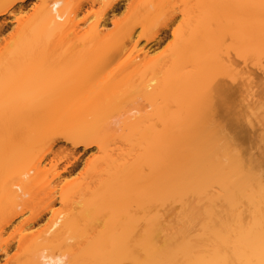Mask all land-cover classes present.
Segmentation results:
<instances>
[{"label":"bare ground","instance_id":"obj_1","mask_svg":"<svg viewBox=\"0 0 264 264\" xmlns=\"http://www.w3.org/2000/svg\"><path fill=\"white\" fill-rule=\"evenodd\" d=\"M24 1L0 0V16ZM38 1L36 26L31 27V57L42 56V65L20 77L0 74V141L10 144L13 164L27 162L10 175H15V180L5 178L0 183V206L8 210L0 226V238L4 226L18 222L19 226L14 227L18 243L39 239V249L45 243L62 240L65 233L80 238L86 230L93 229L92 222L100 221L101 232L95 239H85L87 244L70 264H264V183L258 177L264 154L261 161L252 158L244 162L240 148H236L237 120L230 117L225 123V117H218L231 92L230 83L219 79L206 92L198 87L205 83L210 68L225 75L232 73L220 55L219 34L232 24L223 20L221 26V18L228 17L224 0H182L184 23L173 31L177 44L160 58L153 56L158 48V29L151 36L153 41L142 46L139 41L132 43L135 21L116 24L113 33L106 32L110 16L122 12V0H97L102 9L90 24L89 18L77 19L88 0ZM210 5L214 9L207 11ZM244 11L250 19L237 33L246 35L244 43L250 42L251 49L257 51L255 37L264 42V6L251 0ZM138 23L143 34L152 33L142 21ZM202 33L204 39L200 37ZM39 40L46 41L45 48H40ZM126 40L131 43L129 47ZM238 50L242 51L240 47ZM66 58L73 59V63H67ZM121 59V64L109 69ZM133 76L140 79L134 90L151 108L144 114L139 113L140 106L127 104L125 108L122 103L126 95L119 96V88ZM19 80L24 84L15 88ZM192 97L195 99L190 103ZM169 102L176 105V112H172ZM103 115L108 125L125 117L121 120L129 132L145 140L140 153L113 166L97 182L91 199L78 203L82 214L75 212L63 218L62 212H54L55 201L51 200L42 209L51 213L45 224L22 219L25 208H21L19 199L30 186L37 181L46 184L50 200L65 177L48 180V176L55 178L54 174H58L53 172L56 168L49 158L55 155L54 143L67 132H76L69 138L75 145L98 143L104 134ZM89 121L94 124L84 127L83 123ZM156 123L161 129L156 128ZM79 126L82 128L78 131ZM34 149H40L39 155L26 161L27 152ZM144 161L151 165L148 178L141 170ZM155 165L161 171L156 172ZM215 182L221 187L223 216L211 204L203 210L194 206L184 210L190 221L204 219V235L195 241L186 239L185 223L176 236L157 241L163 229L155 216L146 220L138 234L133 233L138 218L131 215L132 205L140 209L145 199L163 203L188 194L202 195L208 184ZM241 200L252 209L247 223L236 211ZM39 214L31 209L33 217ZM0 250L7 256V241L1 243ZM65 257V253H47L42 247L34 264H66Z\"/></svg>","mask_w":264,"mask_h":264},{"label":"rangeland","instance_id":"obj_2","mask_svg":"<svg viewBox=\"0 0 264 264\" xmlns=\"http://www.w3.org/2000/svg\"><path fill=\"white\" fill-rule=\"evenodd\" d=\"M258 1L261 6H264V0ZM97 2V0H88L79 13V17L77 18L78 21L83 18H89L87 24H90V22L95 20L94 15L102 9V5ZM121 2V7L123 9L121 13L112 16V18L110 14L106 15L107 18L110 16L107 22V33H113L115 31L114 25L116 24L135 21V23H132L133 25L131 24L134 26L132 43L139 41L142 46L143 44L152 42L151 36L153 32H155L154 30L158 29L159 37L156 40L158 42L156 43L158 48L153 56L160 58L168 54L175 47L177 41L173 36V31L179 29L184 23L182 11L184 4L182 0H171L170 3H167L166 0H122ZM224 2L223 9L228 10V17L224 19L221 18V26L223 25V20L224 23L232 22V24L219 34V43L221 45L220 55L227 64L230 65L232 73L225 75L220 71L216 72L210 68L204 77L205 83L199 84L198 87L200 89L203 88L206 92V90L214 86L219 79H223L227 83H230L231 92L226 97L227 105L225 99L224 110L219 111L218 117H222V119L225 117L226 119H220L225 123L231 120L230 117L234 118L232 120H237L235 126H238L239 131L235 134H238L237 140L239 141H237L238 147L235 146L238 149L240 148L241 152L239 153H242L240 155L243 161L246 162V160H252V158L261 161L262 156L264 158V155L261 156V154H264V42L258 40L259 36L255 37L254 45L256 44L258 48L256 51L251 49L250 42L244 43L243 38H245L246 35L241 34L240 36V33H237L241 30L244 24L243 22H248L250 19V16L245 15L248 12H245L244 9L250 6L251 0H224ZM38 4V0H25L19 7L15 6L11 9V12L0 16L1 75H3V73H9L10 76L20 77V75L31 73V70L42 65V60L44 59L42 56L31 57V27L35 28L36 26L35 21L37 20V15L35 8ZM173 9L175 12L172 14ZM213 9L214 7L212 5L206 8L207 11H212ZM139 21H142L152 33L146 32L143 34L142 27L138 23ZM86 25L82 28L85 29ZM212 25L213 24H211V26ZM200 37L204 39L205 34L202 33ZM39 41L40 48H45L43 45H45L46 41ZM130 44L131 43H128L126 40V45L128 47ZM238 47H240L242 51H239ZM65 61L69 64L73 63V59L71 58H66ZM122 61L121 59L114 62L113 66L109 69L115 68V66L121 64ZM186 68L190 67L187 66ZM139 80V76H133L126 84L121 86L118 91L119 96L121 93L126 95L125 99H123V106L127 104L140 106L139 113L144 114L149 112L151 108L149 106L146 107L148 102L139 96L140 93L138 91L134 90ZM20 84H24L23 80L15 82V88H18ZM46 84H48V82H44V85ZM204 85H206V87H203ZM34 86L35 85H33V87ZM194 99L195 98L192 97L190 103H192ZM168 105L170 109H172V112L177 111L176 105L172 102H169ZM124 107L126 108L127 106ZM18 111L21 110L18 109ZM221 111H225V113L223 112L224 116ZM105 115H103L104 118L102 117L104 134L98 143L91 142L88 145L82 143L75 145L69 138H72L76 132H67L61 139L54 143L52 151L55 155H50L49 158H52V164H54L56 168H53L54 171H52L54 173L56 171L58 174H54L56 179L53 178L54 176H48V180H58L57 178L61 175V177H65L61 179L62 182L57 184L59 185V188H55L58 190L57 194L50 200L47 199V190L44 188L46 184L37 181L35 185L32 187L30 186L27 190L28 193L19 199L22 205L21 208H25V215L22 219H29V222L41 220V222L45 224L51 219V213L42 209L46 203L51 200L55 201L53 206L54 212H62L63 218L75 212H77L78 215L80 213L82 214L80 211L81 206L78 203L91 199L97 182L100 179H104L113 166L121 162L132 160L133 156L140 153L145 140L138 137V134L129 132L128 126L121 120L125 119V117H120L119 122L116 124L112 123V125H108L109 120ZM91 124H94V122L83 123V126L85 127ZM171 127L169 130L173 129ZM81 128L82 126H79L76 130L79 131ZM156 128L161 129V125L156 123ZM39 151L40 149H34L32 152H27L26 161L35 160L39 155ZM261 151L262 153H260ZM167 153L170 155L169 151ZM13 154L18 155L19 151H13ZM256 155L258 157H256ZM259 156H261V158H259ZM26 163L27 162H20L13 164L11 161L10 144L0 141V183L5 178H9L7 181L15 180V175L11 177L10 175L13 171L16 172L20 166ZM144 163L141 170L145 176L148 175V178L151 172V165L149 162L144 161ZM156 170V172H158V170L161 171L160 166H156ZM69 171L72 173L70 174ZM258 177L259 180L264 183V165H262ZM64 178L66 180H64ZM146 183H144V185L142 184L145 188L146 185H149V181ZM220 194L221 187L215 182L208 184L205 193L202 195L188 194L181 199L163 203L151 200L148 202L149 200L145 199L143 202L144 205L141 204L142 207H140V209L138 206H131V215L138 218V222L136 221L137 225L134 224L136 228L134 227L135 231L133 230V233L136 234L142 226H144L145 222H147V219L155 216L163 229L157 237V241H161L168 235L176 236L184 223L188 226L186 239L195 241L197 238L204 235V219L199 217L190 221L185 216L184 210L191 209L193 206L197 210H203L211 204L215 211L223 216L225 211ZM145 201H147V203ZM19 209L20 208H17L16 210ZM31 209L36 211V213L40 211V214L33 217V215H31ZM236 211L240 215L243 223L249 221L252 209L245 200L240 201ZM7 214L8 210L3 211V207L0 206V226L6 219ZM83 214H86L85 211H83ZM31 216L33 219H31ZM17 223L18 222H13L12 226L9 227L7 225L4 226L5 232L0 238V245L2 242L7 241L9 250L5 257L3 251L0 250V264H34L38 251L42 247L46 248L47 253L57 251L65 253L66 264H70L71 258L78 256L83 246L87 244L86 241L88 240L85 241V239L91 238L92 236V238L95 239L97 237L96 234L98 235L103 229L100 221H96L95 223L92 222L90 227L93 226V229H88L89 232L86 230V235L75 238L70 233H65L62 240L45 243L38 249L36 246L42 243L39 239H26L21 240V244L18 243V238L16 239L17 233L14 229V227L17 228V226H19ZM124 263L129 264L128 261Z\"/></svg>","mask_w":264,"mask_h":264}]
</instances>
